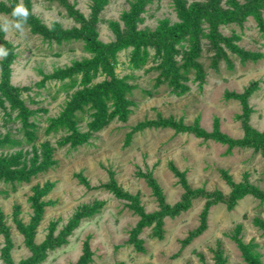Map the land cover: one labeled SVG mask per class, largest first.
<instances>
[{
    "label": "rangeland",
    "instance_id": "obj_1",
    "mask_svg": "<svg viewBox=\"0 0 264 264\" xmlns=\"http://www.w3.org/2000/svg\"><path fill=\"white\" fill-rule=\"evenodd\" d=\"M150 1L140 15L137 30H154L163 23L172 26L181 22L173 0ZM184 1L186 8L210 3V0ZM217 1L228 8L229 0ZM19 2L0 0V15L10 17ZM23 3L30 15L47 28L54 24L63 30L81 27L57 3L49 0H23ZM66 3L85 20L92 18V0H66ZM129 9V0H110L97 15V39L101 43L112 47L118 42L112 23L125 34L123 17ZM261 20L260 24L257 19L247 17L240 24L219 27V32L233 38L232 43L240 51L258 55L255 61L243 60L221 44L233 68H228L225 60L215 65L218 50L202 38L198 62L203 78L192 73L178 82L161 84L157 69L162 64V54L155 48L147 47L146 63L140 68L132 66L133 47L115 52L108 57V63L117 78H127L134 88L128 96L131 114L126 122L115 118L95 132L90 126L93 112L86 109L76 128L80 135L89 138L76 149L69 143L63 145L69 137L67 132L46 133V130L71 99L105 80L103 68L89 74L77 71V65L94 57L84 50L82 41L59 45L32 33L30 27H25L23 35L15 30L7 34L0 30V45L7 41L12 48L10 84L22 89L21 99L36 112L33 121L38 137L27 143L17 113L1 98L0 139L10 138L19 144L0 148V159L29 167L33 161L40 163L47 149H51L52 158L58 162L53 171L18 186L16 191L8 190V194H4L7 185L0 182V221L9 229L7 236L0 233V264H8V259L12 264H20L31 256L26 235L18 225L26 230L32 225L30 198L34 189L45 186L51 189L42 197L44 214L33 233L30 232L35 245L56 241L78 213H86L65 238L66 243L48 250L40 264H83V258L84 264H215L214 251L218 245L223 249L225 264H247L239 241L255 243L259 260L264 264V203L251 195L241 199L233 209L222 203L211 204L205 229L191 241L188 240L191 233L202 225L208 198H195L191 208L180 216L163 217L160 235L156 233L155 221L132 238L144 215L163 212L162 205L174 207L183 200L188 188L227 195L232 190L231 182L264 191V157L259 151L231 147L188 132L146 126L159 119H173L184 126L198 124L207 134L218 131L234 141L244 137L245 124L264 134V11ZM201 27L205 33L209 32L207 22ZM189 48L187 42H182L176 46L174 58L182 63ZM59 70L73 73L61 79L57 75ZM112 180L131 198H120L108 191L105 186ZM91 209L96 212L89 213ZM136 242L141 243L143 250L136 247Z\"/></svg>",
    "mask_w": 264,
    "mask_h": 264
},
{
    "label": "trees",
    "instance_id": "obj_2",
    "mask_svg": "<svg viewBox=\"0 0 264 264\" xmlns=\"http://www.w3.org/2000/svg\"><path fill=\"white\" fill-rule=\"evenodd\" d=\"M49 1L64 7L68 12V16L81 25L80 29L63 30L59 24H54L51 28H47L45 25L40 24L32 15H29L25 27H30L32 33L40 35L44 39L50 41L54 40L59 45L82 41L85 43L84 50L94 57L93 59L86 60L84 63L77 65V71L89 74L90 71L97 70L100 67L103 68L106 74V78L103 82L97 84L89 91L78 94L71 99L67 103V108L59 117L51 120V124L46 130V133L58 131L67 132L69 137L64 141L63 145L69 143L73 149L83 145L89 138V135H80L76 128L78 122L82 120V114L86 112V109L90 108L93 112L94 120L90 126L95 132L102 130L115 118L121 122H126L131 114L129 109L131 101L128 96L133 94L134 88L128 84L127 78H117L108 63V57L114 55L115 52L121 51L126 47H133L132 66L133 68H140L146 63L147 58L145 50L147 47L155 48L156 51L162 54V64L157 69V71L160 72L157 80L161 82V84L178 82L180 78H185L192 73H195L199 78H203L202 66L198 62L200 40L202 38L208 39L218 50V57L214 59L215 65L220 60H225L228 68H233L230 56L223 50L220 46L221 44L230 48L233 53L238 54L243 60L253 59V61H255L258 58V55L240 51L238 47L232 43L233 38L223 36L221 32H219V27L233 23L240 24L247 17H253L261 24V12L264 11V0H244V3H239L236 0H229L228 8L226 9L221 7L217 0H210L209 5L206 6L198 4L191 8H186V2L184 0H173L181 22L172 26L168 25V23H163L154 30H137L138 22H141L140 15L151 1L129 0V12L123 17L126 25L125 34L123 35L119 31L117 24L112 23L113 28H115L119 36L118 42L113 44L112 47L104 45L97 39L98 34L96 29L98 23L97 15L109 4L110 0H92L93 16L89 20H85L81 14L74 11L66 3V0ZM4 10L8 11L5 7ZM204 21L210 26L208 33H205L201 27ZM182 42H187L190 48L189 51L186 52L182 63H179L173 55L176 52V46ZM2 45L9 50V55L0 63V100L4 98L10 104L12 110L17 113L16 119L19 120L22 125L25 140L27 143L31 144L38 138L37 125L35 121H33L36 112L29 108L25 100L21 99L20 92H22V89L10 84V65L13 61L12 48L7 41H2ZM71 70H59L57 71V75L61 79L70 77L73 73V70ZM108 104H110V106ZM109 109H113L110 114L107 113ZM146 126H152L156 129H174L176 131L188 132L196 137L213 138L222 143L229 144L231 147L254 149L255 151H259L264 157V134L256 132L248 124L244 126V137L237 141L225 135H221L218 131L213 135L207 134L200 129L198 124L184 126L182 123L175 122L173 119H159L158 121L149 122ZM16 144H19V142L10 138L0 139V148L11 147ZM42 159L40 163L33 161L29 167L27 165L20 167L13 161L0 159V182L7 185L8 188L4 191V194H8V190L10 189L16 191L18 186L30 184L32 181L40 179L57 167L58 162L52 158L51 149H47ZM230 185L232 186V190L227 195H223L220 192L206 193L202 190L193 191L188 188L183 200L174 207L162 205L163 212L144 215L142 221L133 231L132 238H136V235L144 226L151 225L155 221L156 233L160 235L163 217L167 215L172 218L180 216L191 208L195 198H208L209 201L206 203L202 212V225L191 233L188 239L189 241L201 234L205 229L206 217L211 204L222 203L225 204L228 209H233L241 199L248 195L264 203V191L245 184L235 185L230 182ZM105 188L120 198H131V196L117 187L114 180L110 181ZM50 189L51 187L49 186H45L42 189H34V194L30 198L31 207L34 212L32 225L26 230L18 223L20 231L26 235V244L31 251V256L20 264H40L43 262L46 258L47 251L65 244V238L79 225L81 218L85 217V211L78 213L66 228L63 235L56 239V241H50L41 246L35 245L32 231L37 227L43 217L45 203L42 197L47 195ZM94 212H96L95 209L89 210V213ZM8 232V227L0 221V233L7 236ZM136 243V247L139 250H143L141 243ZM238 245L244 261L247 264H263L260 262L259 255L255 250V243L251 242L245 244L239 241ZM214 258L215 264H225L223 249L220 245H218L217 250L214 251ZM85 262L86 259L83 258L81 263L84 264ZM7 263L12 264L10 259H8Z\"/></svg>",
    "mask_w": 264,
    "mask_h": 264
},
{
    "label": "clouds",
    "instance_id": "obj_3",
    "mask_svg": "<svg viewBox=\"0 0 264 264\" xmlns=\"http://www.w3.org/2000/svg\"><path fill=\"white\" fill-rule=\"evenodd\" d=\"M29 15L30 13L28 8L23 3V0H20V2L12 8L10 17L7 15H0V30H2L5 34L15 30L23 35ZM8 55L9 50L4 45H0V59H4Z\"/></svg>",
    "mask_w": 264,
    "mask_h": 264
}]
</instances>
